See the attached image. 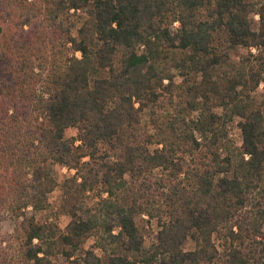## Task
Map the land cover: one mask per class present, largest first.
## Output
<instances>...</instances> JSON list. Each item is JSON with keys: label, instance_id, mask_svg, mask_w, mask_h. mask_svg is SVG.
<instances>
[{"label": "trees", "instance_id": "16d2710c", "mask_svg": "<svg viewBox=\"0 0 264 264\" xmlns=\"http://www.w3.org/2000/svg\"><path fill=\"white\" fill-rule=\"evenodd\" d=\"M1 212L0 264H264V0H0Z\"/></svg>", "mask_w": 264, "mask_h": 264}, {"label": "rangeland", "instance_id": "374dc122", "mask_svg": "<svg viewBox=\"0 0 264 264\" xmlns=\"http://www.w3.org/2000/svg\"><path fill=\"white\" fill-rule=\"evenodd\" d=\"M77 19H78L77 16H74V18H72L73 25L70 28H71V32L73 35L76 34V28L79 25L77 24ZM257 20L258 19L256 16L251 17V28L253 30H256L257 28ZM245 54H246V50L241 47H237L230 52V56L235 63H237L240 60V58L244 56ZM76 56H79V53H76ZM262 92H263L262 87H259L258 91L254 94V96L257 99H259ZM146 117L143 119L142 127L144 129H150ZM236 122L237 120H235L232 124H230V133L235 143L240 144L241 142L240 131L237 128ZM75 135H76V130L73 128H70L65 132L66 139L72 138ZM53 174L58 180V182L61 183L64 177L67 176V171L65 168H62L60 166H54ZM97 196H98V190L95 191V198L90 196L84 202L77 204V209L79 210L78 214L80 217H84V211L97 202V199H96L98 198ZM49 202H50V207L48 210L34 214L36 217V220L39 222H45V221L50 222L51 221V222L57 223L61 229H64L70 217L63 208V193H62L61 186L57 187L49 195ZM150 225H151L150 227H149V224L145 225L149 232L148 234L146 233V239H145L144 247H143L144 252H148L152 248V242L154 241L153 235L157 232L155 221H151ZM13 233H14L13 220L7 214V212H1L0 213V236H2L4 240H6V238L13 235ZM6 244H7V241H4L3 246H6ZM91 244H92V239H89L85 243L84 247L87 248ZM193 248H194L193 240L188 239L184 245V249L192 250ZM57 261L58 263H63L64 259L62 257H57ZM17 264H22V263L17 262Z\"/></svg>", "mask_w": 264, "mask_h": 264}]
</instances>
